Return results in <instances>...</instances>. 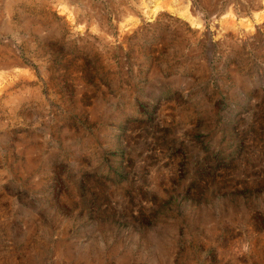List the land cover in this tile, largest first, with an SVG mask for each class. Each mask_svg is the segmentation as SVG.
<instances>
[{"label":"rangeland","instance_id":"rangeland-1","mask_svg":"<svg viewBox=\"0 0 264 264\" xmlns=\"http://www.w3.org/2000/svg\"><path fill=\"white\" fill-rule=\"evenodd\" d=\"M0 264H264V0H0Z\"/></svg>","mask_w":264,"mask_h":264}]
</instances>
